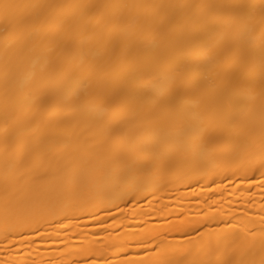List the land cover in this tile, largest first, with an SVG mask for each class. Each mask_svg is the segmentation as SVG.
I'll return each mask as SVG.
<instances>
[{
	"label": "bare ground",
	"instance_id": "bare-ground-1",
	"mask_svg": "<svg viewBox=\"0 0 264 264\" xmlns=\"http://www.w3.org/2000/svg\"><path fill=\"white\" fill-rule=\"evenodd\" d=\"M0 264H264V0H0Z\"/></svg>",
	"mask_w": 264,
	"mask_h": 264
}]
</instances>
